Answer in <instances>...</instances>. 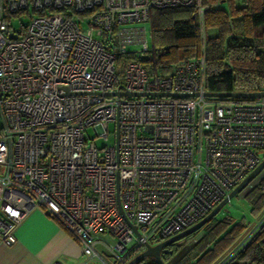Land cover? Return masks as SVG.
Listing matches in <instances>:
<instances>
[{
    "label": "built area",
    "instance_id": "obj_1",
    "mask_svg": "<svg viewBox=\"0 0 264 264\" xmlns=\"http://www.w3.org/2000/svg\"><path fill=\"white\" fill-rule=\"evenodd\" d=\"M172 7L201 20L199 0H0L1 242L40 208L79 241L78 264H125L203 218L262 159L264 97L202 96L203 46L169 75L142 67L145 31L130 24ZM118 86L198 96L107 95ZM96 124L99 147L84 135Z\"/></svg>",
    "mask_w": 264,
    "mask_h": 264
},
{
    "label": "trees",
    "instance_id": "obj_2",
    "mask_svg": "<svg viewBox=\"0 0 264 264\" xmlns=\"http://www.w3.org/2000/svg\"><path fill=\"white\" fill-rule=\"evenodd\" d=\"M221 1L224 0H199L203 7L201 20L195 7L149 10L146 21L151 44L147 56L140 60L149 76L169 75L175 66L199 57L204 49L207 91L264 90V0H241L239 6L232 3L229 11L218 6ZM209 26L217 30L213 37L204 34L205 27ZM132 58L129 53L118 55L116 71L120 72L122 65ZM214 99L253 100L241 97ZM242 197L249 200L253 209L264 211V177ZM212 220L202 226L206 231L201 235L195 237L197 230L169 244L170 249L160 256L164 264H264V216L243 240L234 242L231 239L243 223L235 222L231 229L227 217ZM224 227L225 230L220 232ZM136 264L160 263L151 257Z\"/></svg>",
    "mask_w": 264,
    "mask_h": 264
},
{
    "label": "crops",
    "instance_id": "obj_3",
    "mask_svg": "<svg viewBox=\"0 0 264 264\" xmlns=\"http://www.w3.org/2000/svg\"><path fill=\"white\" fill-rule=\"evenodd\" d=\"M15 238L11 245L0 240V264H78L83 258L75 236L40 208L23 216Z\"/></svg>",
    "mask_w": 264,
    "mask_h": 264
},
{
    "label": "rangeland",
    "instance_id": "obj_4",
    "mask_svg": "<svg viewBox=\"0 0 264 264\" xmlns=\"http://www.w3.org/2000/svg\"><path fill=\"white\" fill-rule=\"evenodd\" d=\"M235 4L239 6L241 4V0H231L229 2L228 0H224L222 2L218 3L219 7L224 8L225 10L229 11L230 5ZM27 19V17L24 14H20L18 17H15L12 22L14 23V26H19L20 22H23ZM130 26L132 27H142L145 31V39L147 42V45L151 44L150 40V33H149V23L148 21H141V22H135L131 23ZM217 33L216 28L214 27H205L204 34L207 37H213ZM139 45H133L131 46L132 49H139ZM113 124H109L108 132L113 131ZM103 128L100 124H96L93 127H88L85 132V138L90 139L96 146H100L102 144V141L99 138V135L102 134ZM258 153L260 156H264V149L258 150ZM262 177H264V171H262L241 193L234 195L224 206L223 208L213 217V222L218 221L220 219H223L225 217L229 218L231 221L228 228H230L235 222H241L243 223L242 228H240L232 237V241H239L240 239H244L250 232L253 230V228L258 224L262 216H264V211H260L259 208H252L250 205V202L247 198L242 197L252 186H254ZM233 227H231L232 229ZM225 230V227L222 228V231ZM204 231H206V227L200 228L196 236L201 235ZM109 237V236H108ZM110 238V237H109ZM242 239V240H243ZM112 241V238H110ZM241 240V241H242ZM240 241V242H241ZM231 243V242H230ZM229 243V245H230ZM96 248L100 252H104L103 248L100 245H96ZM151 257H145L144 262L148 261ZM108 260V258H107ZM100 264V263H98Z\"/></svg>",
    "mask_w": 264,
    "mask_h": 264
},
{
    "label": "water",
    "instance_id": "obj_5",
    "mask_svg": "<svg viewBox=\"0 0 264 264\" xmlns=\"http://www.w3.org/2000/svg\"><path fill=\"white\" fill-rule=\"evenodd\" d=\"M10 38L13 37V34L9 35ZM118 89L115 91L107 92V95L110 96H198V93H167V92H129V91H121ZM202 96L208 98H260L264 97V90L259 91H233V92H209L205 91L202 93ZM262 171H264V157L259 161V163L248 172L244 178L235 185L216 205L215 207L209 211L203 218L198 220L193 225L185 228L184 230L170 236L169 238L162 240L154 245L146 244L145 248L134 255L128 262L125 264H136L145 257H152L160 264H164L160 257V253H167V250H162V248L166 245L175 243L193 232L199 230L203 225L209 222L222 208L223 206L236 194L241 193ZM127 221V220H126ZM129 225L130 222L127 221ZM133 229H135L134 225H131ZM171 253V251H168Z\"/></svg>",
    "mask_w": 264,
    "mask_h": 264
},
{
    "label": "flooded vegetation",
    "instance_id": "obj_6",
    "mask_svg": "<svg viewBox=\"0 0 264 264\" xmlns=\"http://www.w3.org/2000/svg\"><path fill=\"white\" fill-rule=\"evenodd\" d=\"M170 247H171V246L166 245V246H164V247L162 248V250H164V249H165V250H168V249H170ZM142 250H143V249H142ZM142 250H141V251H142ZM165 254H166V253H160V256L165 255ZM142 260H143V259H142Z\"/></svg>",
    "mask_w": 264,
    "mask_h": 264
}]
</instances>
